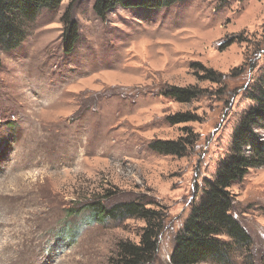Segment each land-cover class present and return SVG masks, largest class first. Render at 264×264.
I'll list each match as a JSON object with an SVG mask.
<instances>
[{"label": "rangeland", "instance_id": "374dc122", "mask_svg": "<svg viewBox=\"0 0 264 264\" xmlns=\"http://www.w3.org/2000/svg\"><path fill=\"white\" fill-rule=\"evenodd\" d=\"M94 4L40 10L20 46L0 45V264H116L119 243L139 244L145 222L86 223V211H71L131 201L166 214L152 264H170L252 97L264 98V0L117 7L105 20ZM73 25L79 41L67 52ZM172 87L200 95L179 103L165 95ZM182 114L196 122H168ZM181 138L196 140L182 156L150 149ZM231 190L251 243L199 264H264V167Z\"/></svg>", "mask_w": 264, "mask_h": 264}, {"label": "trees", "instance_id": "16d2710c", "mask_svg": "<svg viewBox=\"0 0 264 264\" xmlns=\"http://www.w3.org/2000/svg\"><path fill=\"white\" fill-rule=\"evenodd\" d=\"M77 1V0H76ZM190 0H95L94 11L105 20L117 7L132 11H160ZM229 3L233 0H220ZM242 1V0H237ZM63 0H0V45L7 51L17 48L25 38V22L34 20L40 10L54 12ZM78 29L72 26L65 49L71 52L78 43ZM165 95L179 103H189L199 97L194 88L172 87ZM257 106L242 118L236 127L229 150V158L218 169L215 179L207 181L200 202L194 206L183 227L178 232L170 257V264H199L213 260H228L231 243L245 247L251 243L241 223L234 217L235 196L232 187L242 182L251 169L264 167V140L258 128H264V98L252 97ZM171 125L196 122L190 114L168 118ZM181 138L178 141H158L150 149L167 156H182L194 144ZM152 203L131 201L110 207L102 202L83 206L71 211V216L86 211L85 222H104L107 219H137L145 222L140 243L124 241L118 245L116 264H152L159 250V235L164 228L166 214L153 209ZM73 235V233L71 234ZM227 237L229 241H223Z\"/></svg>", "mask_w": 264, "mask_h": 264}]
</instances>
